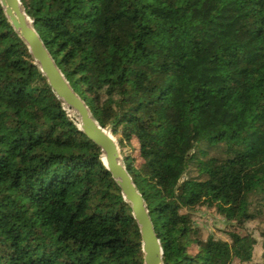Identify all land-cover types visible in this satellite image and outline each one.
Here are the masks:
<instances>
[{"label":"trees","instance_id":"16d2710c","mask_svg":"<svg viewBox=\"0 0 264 264\" xmlns=\"http://www.w3.org/2000/svg\"><path fill=\"white\" fill-rule=\"evenodd\" d=\"M19 1L115 138L162 264L249 263L247 223L264 214V0ZM63 107L0 7V264H142L130 207ZM197 207L245 234L201 239Z\"/></svg>","mask_w":264,"mask_h":264},{"label":"water","instance_id":"95a60500","mask_svg":"<svg viewBox=\"0 0 264 264\" xmlns=\"http://www.w3.org/2000/svg\"><path fill=\"white\" fill-rule=\"evenodd\" d=\"M0 7L13 31L26 45L34 64L46 79L54 95L61 100L62 105L77 112L80 126L77 127L74 124L76 128L100 149L104 159L102 161L103 166L120 189V194L124 202L130 207L131 217L138 227L142 264H162L160 244L142 197L123 165L115 138L109 130L98 125L85 103L69 86L32 27L30 19L20 5V1L0 0Z\"/></svg>","mask_w":264,"mask_h":264},{"label":"rangeland","instance_id":"374dc122","mask_svg":"<svg viewBox=\"0 0 264 264\" xmlns=\"http://www.w3.org/2000/svg\"><path fill=\"white\" fill-rule=\"evenodd\" d=\"M69 119L72 120L70 117ZM133 144L134 146L136 145L135 141ZM133 154L135 155L136 153L133 152ZM191 218L194 228L197 229L200 238L203 240L208 236H212L216 239L227 240V232H235L240 236L245 234L244 230L234 226L233 223L226 221L212 208L197 207L191 211ZM247 229L255 239V244L253 246L252 259L249 263L245 264H263L260 258V234L264 232V214L247 223ZM195 250L196 245L192 244L189 246L190 253H194ZM232 264H238V262L233 261Z\"/></svg>","mask_w":264,"mask_h":264},{"label":"bare ground","instance_id":"6f19581e","mask_svg":"<svg viewBox=\"0 0 264 264\" xmlns=\"http://www.w3.org/2000/svg\"><path fill=\"white\" fill-rule=\"evenodd\" d=\"M67 114L72 119L73 123L79 127L80 126V119L77 115V112L74 109H68L65 105H63ZM102 161H104L103 157H101Z\"/></svg>","mask_w":264,"mask_h":264}]
</instances>
